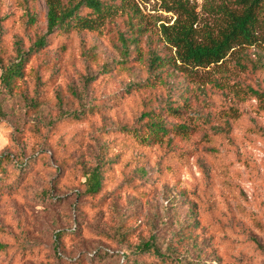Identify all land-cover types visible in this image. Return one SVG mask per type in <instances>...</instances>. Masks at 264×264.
I'll list each match as a JSON object with an SVG mask.
<instances>
[{
  "label": "rangeland",
  "instance_id": "obj_1",
  "mask_svg": "<svg viewBox=\"0 0 264 264\" xmlns=\"http://www.w3.org/2000/svg\"><path fill=\"white\" fill-rule=\"evenodd\" d=\"M117 2L98 27L46 35L37 48L46 0H0L4 63L27 53L19 86L0 83V153L35 157L19 192L0 194V242L13 247L1 264H150L156 255L133 250L151 240L184 264H264V96L251 91L264 93V21L256 43L186 67L166 31L191 27L204 42L243 4ZM167 103L181 112L166 113ZM145 105L187 129L168 145H131L120 127L138 126ZM119 150L131 161L100 166L112 178L86 196V175ZM57 230L73 231L59 253ZM25 245L33 253L21 256Z\"/></svg>",
  "mask_w": 264,
  "mask_h": 264
},
{
  "label": "trees",
  "instance_id": "obj_2",
  "mask_svg": "<svg viewBox=\"0 0 264 264\" xmlns=\"http://www.w3.org/2000/svg\"><path fill=\"white\" fill-rule=\"evenodd\" d=\"M238 2L244 6L242 13H229V22L225 27L217 36L207 37V40L204 42H196L192 38L191 27L181 26L180 28L176 27L173 32L166 31L165 34L170 35L168 40L176 47V55L181 64L186 67H205L211 63L216 64L224 59L233 48L256 43V28L262 20L264 21V0H238ZM46 3L47 32L36 41L35 46L37 48H41L44 45V37L46 35L68 37L80 30H89L98 27L104 23L106 18L116 15L119 7L117 0H46ZM261 12L262 18L259 17ZM26 55L27 53L19 50L16 59L6 64L0 55V83L4 88L13 90L19 86L18 82L27 73L25 65L27 62ZM161 61L162 59L158 56H154L152 59V63H155L154 65L161 63ZM130 90H132V87L126 89V94H129ZM251 91L255 96H264V93L261 91ZM118 97L119 99L123 98L121 95H118ZM181 109V105L173 106L171 103H167L164 111L166 113H179ZM84 114L85 112H79V114L72 113L70 116L80 121L85 117ZM160 116V112H155L154 109L148 108L145 105L140 118H138L139 125L135 127L121 126L120 130L126 135L125 138L130 140L131 145L138 143L141 145L161 144L163 140L166 142V145L171 144V139L168 138V134L187 129L188 124L186 122H180L170 127L164 123L163 119L159 118ZM124 144H127V142H124ZM122 152L123 150H119V153L115 152L113 157L104 159L100 165L94 166L86 175L84 185L86 196L94 197L98 195L104 186V179L109 180L112 178L110 173L103 176L104 169L101 170L100 166H105L108 162L115 161L116 156H121L122 161H131V158ZM34 158L14 159L8 152L0 153L1 195L19 192V186L25 179L29 171L28 169L31 166V160ZM72 232L65 230H57L55 232L54 248H56V252L58 251L59 253V251L64 250V238H70L69 234ZM12 249L13 247L7 242H0V264L8 258ZM20 250L18 253L20 252L21 256H27L33 253L32 247L29 248L27 245L21 246ZM133 251L139 254L153 253L156 255L158 258L157 261L150 264H184L181 260H168L165 254L159 250L155 240L139 244ZM16 253L12 256H16L18 254ZM58 258H61V256L58 255Z\"/></svg>",
  "mask_w": 264,
  "mask_h": 264
}]
</instances>
